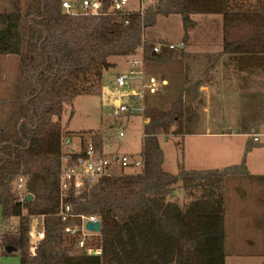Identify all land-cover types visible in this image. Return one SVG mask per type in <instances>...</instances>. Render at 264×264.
<instances>
[{"label": "trees", "instance_id": "1", "mask_svg": "<svg viewBox=\"0 0 264 264\" xmlns=\"http://www.w3.org/2000/svg\"><path fill=\"white\" fill-rule=\"evenodd\" d=\"M62 1L10 0L8 9L0 10V55L17 57L16 85L3 101L7 116L0 118V211L3 220L17 218L20 264H225V181L229 176L253 177L246 156L264 145L252 139L264 122L261 93H245L250 102L238 128L248 134L239 163L200 170L180 163L176 173L162 169L159 134L182 141L193 132L197 114L188 110L192 102L184 103L180 95L144 93L140 113L148 122L138 153L141 166L102 176L78 193L68 192L64 202L71 211L64 218L58 215L65 134L60 120L65 104L77 95L101 94L110 56L139 52L144 70L168 58L165 52L172 49L164 42H157L154 52L156 44L144 37L159 16L179 15L184 41L193 25L191 15H220V53L227 63L246 74L264 70V0L244 5L238 0H154L140 10L119 12L109 11L113 0H99L102 13L97 15L72 14L61 7ZM212 61L208 56L207 63ZM66 134L79 138L80 149L90 138L105 154L100 134ZM18 175L27 177L26 193L32 195L22 203L14 187ZM253 179L261 185L264 212V174ZM81 215L100 221V255L74 250V238L65 232ZM31 216L42 217L44 233L33 253L28 244Z\"/></svg>", "mask_w": 264, "mask_h": 264}, {"label": "rangeland", "instance_id": "2", "mask_svg": "<svg viewBox=\"0 0 264 264\" xmlns=\"http://www.w3.org/2000/svg\"><path fill=\"white\" fill-rule=\"evenodd\" d=\"M26 1L21 0V3ZM68 1L79 9L80 0ZM238 1L243 2V5L251 2ZM9 3L10 0H0V10L8 9ZM140 6L143 4L139 0H128L124 9L137 10ZM189 19L193 25L186 29L184 41L181 40L184 30L179 15L159 16L153 26L145 29L146 40L154 44L160 41L174 44L175 48L165 52L168 55L165 61L143 69L142 79L132 78L122 89L116 87L115 78L119 73L128 71L132 56H110L108 60L112 65L103 73L101 94L77 95L65 104L60 120L65 133L63 138H72L77 142L75 135L66 133H98L103 141L104 153L137 157L141 149L143 124L148 119L142 117L140 110L122 112L114 109L107 91L115 90L121 95L124 105L134 107L131 98L125 94L144 90L148 75H152L160 81L155 88V94L164 93L170 97L185 95L187 99L191 97L186 102H192L188 110L197 114L193 118V132L184 135L182 141L179 136L159 134L163 152L162 169L176 173L180 163L189 170L221 169L239 163L247 137L238 128L245 114L244 108L250 102L247 103L245 93H261L264 98V70L256 69L252 73L237 74L231 65L228 67L231 69L225 71L221 67L223 34L220 15H191ZM181 41L183 45L180 46ZM133 56L138 58L140 53ZM208 56L213 58L211 67L207 65ZM16 75L17 57L0 55L2 120L7 116L8 107L3 101L14 92ZM162 81L164 82L161 83ZM192 84H197L195 95L188 92V87ZM152 99L151 95L150 101ZM208 131L211 134L205 135ZM253 131L251 128L250 132ZM119 132L123 135L119 136ZM253 134L258 136L260 142L264 141V122L257 126ZM246 166L253 177L229 176L225 181V264H264V213L259 215L262 205L261 185L253 179L256 175L264 174V145L247 154ZM132 171V168L121 167L118 163H113L108 169L109 174ZM16 222V217L3 220L0 211V264H20L18 235L14 230ZM34 223L40 228L42 218L29 217V225L33 226Z\"/></svg>", "mask_w": 264, "mask_h": 264}, {"label": "built area", "instance_id": "3", "mask_svg": "<svg viewBox=\"0 0 264 264\" xmlns=\"http://www.w3.org/2000/svg\"><path fill=\"white\" fill-rule=\"evenodd\" d=\"M128 0H113L111 8L109 11L119 12L124 11V5ZM140 6L138 10L148 4H154V0H139ZM61 7L71 12L72 14L80 15H97L102 13L101 4L99 0H80L79 9L68 0H63L61 2ZM129 11V10H125ZM183 45L180 43V46ZM168 49H174V44H166ZM154 52L159 50V45L153 47ZM141 57L132 56L129 61V69L124 73H119L115 78L116 87L122 89L130 79L138 77L143 78L144 72L142 67ZM137 68V69H136ZM148 81L146 87L141 92L132 91L126 93L125 95L130 97L133 101L134 107H129L124 105L121 100V95L113 91H107L110 97V104L112 107L118 111L122 112H132L134 110H142V97L144 93H154L156 91V86L160 84L154 76L148 75ZM162 81L161 83H163ZM143 86V85H142ZM103 91V88H102ZM122 132H119V136H122ZM252 139L254 141H260L256 134H252ZM86 146L80 149V140L77 138V142H74L72 138H62L61 140V168L59 172V195L60 204L58 208V215L63 218L69 214L71 211V205L64 202V198L68 196V192L73 191L78 193L82 190L86 184H90L96 181L98 178L109 175L108 169L113 163H118L121 167L139 168L141 166V161L137 157L132 158L130 156L118 153H105L100 154L93 146L90 138H86ZM76 155V156H75ZM75 156V157H74ZM27 177L24 175H18L15 180V190L20 200L27 194ZM36 217V216H32ZM41 217V216H40ZM42 218V217H41ZM87 221H99L96 216H80V220L77 224L73 226H68L65 228V232L73 236V248L74 250L85 253L88 255H100L101 248L96 244V237L98 232L90 231L85 228ZM43 224L38 228L37 223L33 226L29 225L28 232V244L29 251L34 252L36 243L43 238Z\"/></svg>", "mask_w": 264, "mask_h": 264}, {"label": "water", "instance_id": "4", "mask_svg": "<svg viewBox=\"0 0 264 264\" xmlns=\"http://www.w3.org/2000/svg\"><path fill=\"white\" fill-rule=\"evenodd\" d=\"M197 84H192L188 87V92L195 95ZM190 98H186V96H183V101L186 103ZM32 198V195L30 193H27L22 200H19V203H22L23 201H28L29 199ZM85 228L94 231V232H99L100 231V221H87L85 224Z\"/></svg>", "mask_w": 264, "mask_h": 264}, {"label": "crops", "instance_id": "5", "mask_svg": "<svg viewBox=\"0 0 264 264\" xmlns=\"http://www.w3.org/2000/svg\"><path fill=\"white\" fill-rule=\"evenodd\" d=\"M226 57H227V56H226L225 54H222V59H223V60H222V62H221V67L224 68L225 71H226L227 69H228V70L231 69V68H228V67L231 66V65H229V64L227 63V61H226ZM207 65H208V67H211L212 62L209 63V64L207 63ZM232 67H233V66H232ZM232 70H233V69H232ZM233 71H234L235 73H237V74H239V73L241 74L242 72H244V71H238V70H236V69H234ZM244 73H245V72H244ZM207 78H209V77H207ZM145 123H146V122H145ZM204 134H205V135H206V134H209V135H210L211 132L208 131V132H205ZM244 134H245V133H244ZM246 135H247V134H246ZM263 142H264V141H263ZM262 146H263V145H262ZM260 147H261V146H260ZM253 149H254V148H253ZM240 177H242V176H240ZM250 180H252V179H250ZM260 191H261V188H260ZM259 194H260V193H259ZM260 207H261V211L259 212V215H261L262 213H264L261 205H260Z\"/></svg>", "mask_w": 264, "mask_h": 264}]
</instances>
